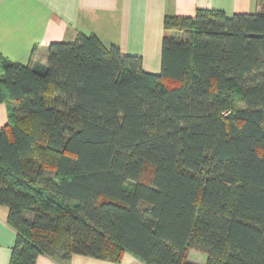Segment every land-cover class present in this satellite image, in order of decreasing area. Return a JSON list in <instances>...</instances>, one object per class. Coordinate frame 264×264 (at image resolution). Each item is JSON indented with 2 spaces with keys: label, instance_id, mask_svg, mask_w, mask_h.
Segmentation results:
<instances>
[{
  "label": "trees",
  "instance_id": "16d2710c",
  "mask_svg": "<svg viewBox=\"0 0 264 264\" xmlns=\"http://www.w3.org/2000/svg\"><path fill=\"white\" fill-rule=\"evenodd\" d=\"M258 5L165 17L157 73L92 34L50 44L44 62L0 61L10 264L39 253L193 264L191 250L205 264H264Z\"/></svg>",
  "mask_w": 264,
  "mask_h": 264
},
{
  "label": "crops",
  "instance_id": "0c3cea01",
  "mask_svg": "<svg viewBox=\"0 0 264 264\" xmlns=\"http://www.w3.org/2000/svg\"><path fill=\"white\" fill-rule=\"evenodd\" d=\"M264 1V0H262ZM258 0H0V61L27 65L45 61L53 43H72L78 34L95 35L106 47L142 59L144 71L157 73L165 17H192L198 11L227 15L260 11ZM8 123L0 104V130ZM0 205V264H10L17 233ZM34 264H141L128 253L120 263L72 254L67 259L36 255Z\"/></svg>",
  "mask_w": 264,
  "mask_h": 264
},
{
  "label": "rangeland",
  "instance_id": "374dc122",
  "mask_svg": "<svg viewBox=\"0 0 264 264\" xmlns=\"http://www.w3.org/2000/svg\"><path fill=\"white\" fill-rule=\"evenodd\" d=\"M167 34H168V36H171L174 33H167ZM236 106H238V105H236ZM25 218L27 220H31V215L28 213L25 215ZM206 259H207L206 254L199 252V251H196V250H191L188 254V257H187V261H189L193 264H205Z\"/></svg>",
  "mask_w": 264,
  "mask_h": 264
},
{
  "label": "built area",
  "instance_id": "2783aa9c",
  "mask_svg": "<svg viewBox=\"0 0 264 264\" xmlns=\"http://www.w3.org/2000/svg\"><path fill=\"white\" fill-rule=\"evenodd\" d=\"M223 115H226V114L223 113Z\"/></svg>",
  "mask_w": 264,
  "mask_h": 264
}]
</instances>
